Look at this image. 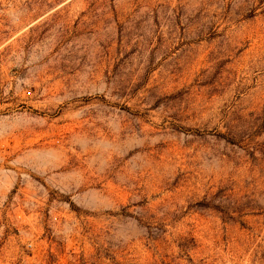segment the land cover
Wrapping results in <instances>:
<instances>
[{
  "label": "rangeland",
  "instance_id": "obj_1",
  "mask_svg": "<svg viewBox=\"0 0 264 264\" xmlns=\"http://www.w3.org/2000/svg\"><path fill=\"white\" fill-rule=\"evenodd\" d=\"M0 264H264V0H0Z\"/></svg>",
  "mask_w": 264,
  "mask_h": 264
}]
</instances>
